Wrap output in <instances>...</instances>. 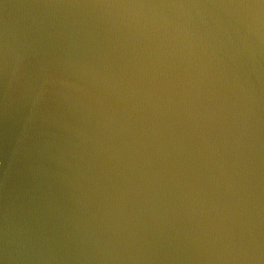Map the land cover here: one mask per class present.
I'll return each mask as SVG.
<instances>
[{
  "label": "water",
  "instance_id": "water-1",
  "mask_svg": "<svg viewBox=\"0 0 264 264\" xmlns=\"http://www.w3.org/2000/svg\"><path fill=\"white\" fill-rule=\"evenodd\" d=\"M0 264H264V0H0Z\"/></svg>",
  "mask_w": 264,
  "mask_h": 264
}]
</instances>
